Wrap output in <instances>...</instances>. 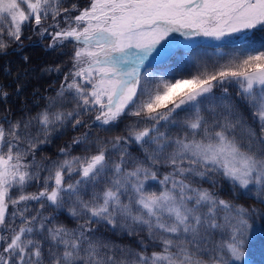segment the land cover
Returning <instances> with one entry per match:
<instances>
[{"label": "snow or ice", "instance_id": "snow-or-ice-1", "mask_svg": "<svg viewBox=\"0 0 264 264\" xmlns=\"http://www.w3.org/2000/svg\"><path fill=\"white\" fill-rule=\"evenodd\" d=\"M32 36L70 64L40 69L57 82L38 110L0 108V264H244L264 222V0H0V57L22 62L0 105L25 94Z\"/></svg>", "mask_w": 264, "mask_h": 264}, {"label": "trees", "instance_id": "trees-1", "mask_svg": "<svg viewBox=\"0 0 264 264\" xmlns=\"http://www.w3.org/2000/svg\"><path fill=\"white\" fill-rule=\"evenodd\" d=\"M38 41L39 37H36L28 44H26L25 42L26 45L24 46V54L28 55L31 58L32 64L30 65V67L35 71L30 76L29 81L26 84L24 96L18 99L15 95H10L9 105H0V108L10 107L13 112L19 113L22 107L24 105H27V107L33 109V111L38 110L36 106L39 104V96L37 95L36 99L33 100V93L39 91L47 95L48 91L55 88L57 82V74H44L40 71V69L45 65H54L57 63L65 67L69 66L70 61L68 54L71 52V48L65 49L63 51L49 52L45 50L46 43H38ZM31 42L33 43L30 45ZM21 63L22 62L19 60L17 55L0 57V83L10 85L13 84V80L15 78V71L20 67ZM9 67H11L13 75L12 77L6 78L4 70ZM9 91L11 93L12 89H9ZM29 101H31V103H29ZM122 129L123 125H121V130ZM98 134L101 136L105 135L104 133ZM76 135H79V133L75 132L71 128L65 130L63 135L54 134L52 138L53 143L46 146L51 150V153H45V155L56 153L59 146L70 142L71 138ZM76 154L78 155L79 152H77ZM241 202L246 204L253 203L252 199H245ZM255 226L258 228L260 234L264 237V222H262L260 219H256ZM113 239L122 240L123 243H131L133 238L113 237Z\"/></svg>", "mask_w": 264, "mask_h": 264}, {"label": "rangeland", "instance_id": "rangeland-1", "mask_svg": "<svg viewBox=\"0 0 264 264\" xmlns=\"http://www.w3.org/2000/svg\"><path fill=\"white\" fill-rule=\"evenodd\" d=\"M26 35H30V33H26ZM36 37L37 36H32V39L25 40L26 44ZM32 43L33 42H31L30 45ZM26 44H24V46ZM248 241L245 249L246 261L244 264H264V237L260 234L256 226H254V230L250 232Z\"/></svg>", "mask_w": 264, "mask_h": 264}]
</instances>
